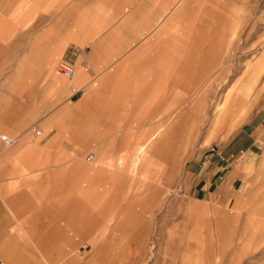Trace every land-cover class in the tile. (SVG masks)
I'll list each match as a JSON object with an SVG mask.
<instances>
[{
    "label": "crops",
    "instance_id": "crops-1",
    "mask_svg": "<svg viewBox=\"0 0 264 264\" xmlns=\"http://www.w3.org/2000/svg\"><path fill=\"white\" fill-rule=\"evenodd\" d=\"M198 1L262 0H0V134L15 139L11 147L0 140V230L72 228L71 190L84 199L80 214L107 188L101 169L129 149L128 134L181 132L182 102L214 74L211 46L182 51L183 31L191 38L212 22ZM60 60L71 63V77L58 70ZM224 149L207 161L212 176L233 155ZM241 156L226 166L229 192L254 170ZM211 185L207 177L203 197ZM132 218L123 212L114 228ZM6 235L0 255L30 264L22 259L27 243L14 238L21 232ZM45 240L28 244H55Z\"/></svg>",
    "mask_w": 264,
    "mask_h": 264
},
{
    "label": "rangeland",
    "instance_id": "rangeland-1",
    "mask_svg": "<svg viewBox=\"0 0 264 264\" xmlns=\"http://www.w3.org/2000/svg\"><path fill=\"white\" fill-rule=\"evenodd\" d=\"M197 3L212 22L200 23L191 38L185 34L193 31H183V49L189 48L182 51L211 46L214 74L198 86L192 101L182 102L181 132L128 134L123 144L129 149L101 169L103 178L111 179L102 182L107 188L94 192L80 214L81 199L71 190L72 228L0 230V241L21 232L14 238L27 243L22 259L30 264H264V0ZM198 73L203 78L205 72ZM222 149L233 154L226 166L241 155L255 166L246 178L233 181L231 192L224 179L229 166L213 176L206 168L212 155L222 158ZM207 177L209 199L199 190ZM125 211L133 217L125 223L130 227L115 229ZM49 238L55 244H28ZM0 264L12 263L0 255Z\"/></svg>",
    "mask_w": 264,
    "mask_h": 264
},
{
    "label": "built area",
    "instance_id": "built-area-1",
    "mask_svg": "<svg viewBox=\"0 0 264 264\" xmlns=\"http://www.w3.org/2000/svg\"><path fill=\"white\" fill-rule=\"evenodd\" d=\"M58 70L62 73L65 77H71L73 73V68L71 63L66 60H60L57 64ZM0 140L4 147H11L15 143V139L7 134H0ZM211 151H215L214 147L210 148ZM90 157H92L90 155Z\"/></svg>",
    "mask_w": 264,
    "mask_h": 264
},
{
    "label": "bare ground",
    "instance_id": "bare-ground-1",
    "mask_svg": "<svg viewBox=\"0 0 264 264\" xmlns=\"http://www.w3.org/2000/svg\"><path fill=\"white\" fill-rule=\"evenodd\" d=\"M92 157H93V155H91ZM92 157H91V159H92Z\"/></svg>",
    "mask_w": 264,
    "mask_h": 264
}]
</instances>
